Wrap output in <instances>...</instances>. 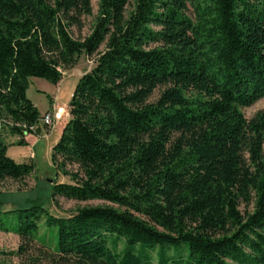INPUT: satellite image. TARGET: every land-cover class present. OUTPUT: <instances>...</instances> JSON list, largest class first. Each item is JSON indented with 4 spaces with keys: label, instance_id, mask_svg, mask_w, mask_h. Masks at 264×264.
Masks as SVG:
<instances>
[{
    "label": "trees",
    "instance_id": "16d2710c",
    "mask_svg": "<svg viewBox=\"0 0 264 264\" xmlns=\"http://www.w3.org/2000/svg\"><path fill=\"white\" fill-rule=\"evenodd\" d=\"M92 2L0 0V186L35 170L9 158L4 141L6 131L20 146L41 134L30 79L58 85L96 56L52 150L72 183L53 184L51 198L111 204L68 218L39 200L0 207V231L21 242L11 255L264 264V112L242 113L264 99V0H100L91 34L75 38ZM43 219L54 247L37 239Z\"/></svg>",
    "mask_w": 264,
    "mask_h": 264
},
{
    "label": "rangeland",
    "instance_id": "374dc122",
    "mask_svg": "<svg viewBox=\"0 0 264 264\" xmlns=\"http://www.w3.org/2000/svg\"><path fill=\"white\" fill-rule=\"evenodd\" d=\"M99 2L100 0H93L92 16L84 19L82 31L72 29L75 38L84 39L91 34L98 17ZM132 8L133 2L128 11H131ZM103 49L104 47L101 50ZM95 59L96 56L91 58L81 57L76 67L63 74V78L58 85L51 84L43 79H30V88L27 95L40 111L41 120L47 114H54L55 119L51 128L41 122L40 136H31L29 141H26L27 145L24 146L17 144L20 139L17 136H12L7 131L4 133V141L8 145V157L18 164L33 163L35 170L29 178L22 182L7 180L0 186V207L2 210L9 211L23 208L29 206L30 201L39 200L45 210L52 216L68 218L81 208L111 206V204L102 201L78 202L62 197L51 198L53 184L50 181L55 180L56 176H58L57 183H72L71 179L63 175L62 172H56L51 161L52 150L58 142V133L64 129L69 120V103L75 87L80 78L94 68ZM158 95L159 92L156 93L155 97H158ZM261 112H264V99L252 107L242 110L247 119ZM69 169L76 170L77 167H69ZM37 239H44L47 245L52 247L56 244L46 228L45 219L40 222ZM20 244V238L16 234L0 231V264H30L29 257L11 255L19 250ZM43 264L49 263L45 261Z\"/></svg>",
    "mask_w": 264,
    "mask_h": 264
},
{
    "label": "built area",
    "instance_id": "2783aa9c",
    "mask_svg": "<svg viewBox=\"0 0 264 264\" xmlns=\"http://www.w3.org/2000/svg\"><path fill=\"white\" fill-rule=\"evenodd\" d=\"M54 119H55V116H54V114H47L44 118H43V120H42V122L44 123V125H47L48 127H52V124H53V122H54Z\"/></svg>",
    "mask_w": 264,
    "mask_h": 264
},
{
    "label": "crops",
    "instance_id": "0c3cea01",
    "mask_svg": "<svg viewBox=\"0 0 264 264\" xmlns=\"http://www.w3.org/2000/svg\"><path fill=\"white\" fill-rule=\"evenodd\" d=\"M63 131V130H62ZM62 131L60 132V133H58L59 134V138H60V136H61V134H62ZM31 138V136H28L27 137V139H26V141H29V139ZM59 140V139H58Z\"/></svg>",
    "mask_w": 264,
    "mask_h": 264
},
{
    "label": "water",
    "instance_id": "95a60500",
    "mask_svg": "<svg viewBox=\"0 0 264 264\" xmlns=\"http://www.w3.org/2000/svg\"><path fill=\"white\" fill-rule=\"evenodd\" d=\"M57 177L58 176H56V178H55V180H53V181H50L52 184H55V183H57ZM55 182V183H54Z\"/></svg>",
    "mask_w": 264,
    "mask_h": 264
},
{
    "label": "bare ground",
    "instance_id": "6f19581e",
    "mask_svg": "<svg viewBox=\"0 0 264 264\" xmlns=\"http://www.w3.org/2000/svg\"><path fill=\"white\" fill-rule=\"evenodd\" d=\"M62 111V110H61Z\"/></svg>",
    "mask_w": 264,
    "mask_h": 264
}]
</instances>
